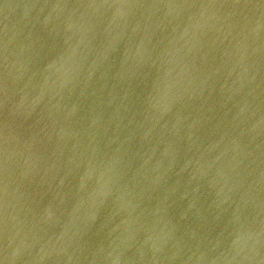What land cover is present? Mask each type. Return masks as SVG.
Instances as JSON below:
<instances>
[{"label": "water", "instance_id": "water-1", "mask_svg": "<svg viewBox=\"0 0 264 264\" xmlns=\"http://www.w3.org/2000/svg\"><path fill=\"white\" fill-rule=\"evenodd\" d=\"M0 264H264V0H0Z\"/></svg>", "mask_w": 264, "mask_h": 264}]
</instances>
